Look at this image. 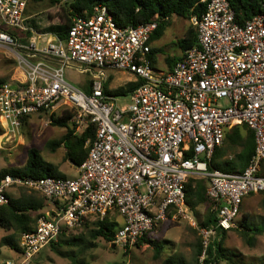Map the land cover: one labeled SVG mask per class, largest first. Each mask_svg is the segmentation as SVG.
<instances>
[{"label":"built area","instance_id":"1","mask_svg":"<svg viewBox=\"0 0 264 264\" xmlns=\"http://www.w3.org/2000/svg\"><path fill=\"white\" fill-rule=\"evenodd\" d=\"M26 6L27 0H0V27L30 30L24 24ZM191 24L196 44L169 72L148 59L156 21L119 28L101 7L89 16L74 14L65 42L56 38L39 46L34 33L23 45L0 30V49L15 54L24 77L0 82V150L20 140L23 119L59 107L73 112L76 132L95 127L73 178H0V208L10 191L19 190L40 194L51 207L32 231L20 235L18 261L3 264H29L65 230L113 212L123 220L115 247L132 248L172 212L197 231L196 264H217L209 259L216 231L236 229L243 200L264 194V9L240 24L227 0H210ZM69 62L91 68L89 92L65 80ZM106 70L126 72L141 83L126 96H110L103 88ZM236 125H245L254 137L248 165L239 174L209 170L225 130ZM190 178L208 182L213 226L187 214Z\"/></svg>","mask_w":264,"mask_h":264},{"label":"trees","instance_id":"2","mask_svg":"<svg viewBox=\"0 0 264 264\" xmlns=\"http://www.w3.org/2000/svg\"><path fill=\"white\" fill-rule=\"evenodd\" d=\"M33 3L46 2L49 7H58L55 13V18L58 24L52 29L56 32L58 38L64 41L68 34V29L72 23L74 14L91 15L94 7L105 8L112 16L115 24L119 28L138 27L148 24L152 21L158 23L157 29L151 35L149 44L158 39L163 31L170 25L172 18L191 21L192 18L199 19L205 12L207 3L210 0H29ZM231 10L234 13L235 19L240 24L250 20L255 15L263 12L264 0H227ZM26 11V9H25ZM33 29L37 28L34 21L30 22ZM0 30L8 33L22 44H28L31 38V32L28 30L22 32L10 28L0 27ZM196 44V30L190 23L184 35L177 40L176 47L181 51L180 56L166 57V71H170L176 62L180 61L185 51L192 48ZM158 51H161L159 49ZM154 49H150L148 55L149 61L154 65L156 63ZM4 80H0L2 82ZM109 81V80H108ZM108 81L104 82V92L110 96H126L133 91L140 83L128 84L124 88L116 90L108 89ZM73 112L68 109L62 111L59 117H51V126L64 129L63 136L58 140H53L48 144L51 152H55L59 148L65 151V160L75 168L79 167L88 154V146L94 140L95 127L89 124L83 131L76 132L74 125L71 123ZM28 118L23 119L21 129H23ZM1 133V128H0ZM254 137L252 132L245 126H234L231 129L225 130V138L223 146L216 149L212 160L209 162V170L219 169L222 164H216V160L224 157L227 154H233V161H225L224 165L231 166V169L238 168L243 170L249 163L250 158L254 153ZM5 175H19L33 178H60L66 179V175L61 173L58 167L49 161H46L37 149H29L27 161L22 168H4L0 170V178ZM208 182L205 179L190 178L185 186L186 188V204L189 208L194 209L199 205H208L209 211L204 220L198 224L202 226H213L216 223V212L212 209V203L208 199L207 191ZM19 197H9L8 204L0 208V227L7 232H11L10 236L3 237L0 240V248L8 247L16 254L21 252L18 244L17 236L24 232L32 231L36 226V221L43 212V204L32 195L33 192L19 190ZM253 196V195H251ZM263 197L264 194H260ZM43 198V197H42ZM46 202L47 200L43 198ZM43 212V213H42ZM36 214V215H34ZM118 216V213H116ZM169 214H167L168 216ZM91 230L87 234V247L89 250L94 249L96 241L102 240L110 245H113L114 235L118 229V224L114 219L107 214L102 220H96L91 223ZM89 222L82 226L86 232L89 227ZM239 233L245 242L251 246V234H259L262 229L259 227H251L243 220L240 223ZM234 231H238L235 229ZM66 230L58 236L59 242H52L48 246L56 254L63 256L58 248L61 244L69 248L76 247L77 239L84 243V234L74 236L72 240L66 238ZM152 232V231H151ZM150 233V232H149ZM226 232L217 230L210 249L209 259L217 262L226 260L225 249L223 248V240ZM148 241V234L140 238L133 247H140ZM114 246V245H113ZM115 247V246H114ZM129 250V249H128ZM200 243L196 246V256L194 264L197 263V257L200 253ZM165 264H184L173 263L171 260H166Z\"/></svg>","mask_w":264,"mask_h":264},{"label":"rangeland","instance_id":"3","mask_svg":"<svg viewBox=\"0 0 264 264\" xmlns=\"http://www.w3.org/2000/svg\"><path fill=\"white\" fill-rule=\"evenodd\" d=\"M57 11V6L49 7L46 2L33 3L27 0L24 24L27 28H32L30 22L34 21L37 31L52 30L51 27L58 24V20L54 17ZM190 23L191 21L172 18L170 25L161 36L152 41L150 46L156 51L154 53L156 59L154 67L157 70L166 71L167 66L164 62L166 57L181 55V51L176 47V42L184 35ZM159 49L161 51H158ZM14 58L13 52L0 49V80L12 83H19L22 80V73ZM105 75L112 78L109 84L110 89L125 87L126 76L122 72L106 70ZM91 76V68L86 66L69 62L64 67L65 80L82 91H84ZM222 105L226 106L227 102L223 101ZM61 114L62 109L53 113H42L29 117L21 129L20 140L15 146L0 150V170L22 168L27 161L28 150L34 148L40 152L46 161L56 165L67 178H73L76 175V168L65 160L64 149L59 148L55 152H51L48 146L53 140L60 139L65 132L64 129L50 124L52 116L59 117ZM230 155L233 154L230 153ZM10 194L19 197L17 192L11 191ZM32 195L36 196L38 202L43 204V212L51 209L40 194ZM208 211V205H199L194 209L190 208L187 214L195 222H199L204 220ZM110 217L117 224L122 223V218L116 216L115 212L111 213ZM243 220L251 227L262 229L259 234L250 233L251 246L245 242L239 233L241 230L240 223ZM92 222L94 221H89L90 226L86 232L82 228L65 232L66 238L69 240L81 233L84 234L83 239L86 240L84 243L77 239L74 242L77 246L72 248L61 244L58 251L63 256L56 254L47 246L29 264H165L166 260H171L173 263L194 264L196 246L199 243L197 231L189 225L188 221L173 214L166 215L165 220L159 222L152 232L148 233V241L145 244L140 247H132L129 250H122L118 247L112 248L113 245L102 240L96 241L94 249L84 250L87 247V232L91 230ZM235 223L238 231H234V229L226 232L222 244L226 251V260L219 262V264H264V205L263 197L260 194L248 196L243 200L240 215L236 218ZM10 235L11 232L0 227V240ZM19 239L20 236H17L18 242ZM59 241L60 239L56 240V242ZM18 259V255L8 247L0 248V264L6 261L15 262Z\"/></svg>","mask_w":264,"mask_h":264},{"label":"crops","instance_id":"4","mask_svg":"<svg viewBox=\"0 0 264 264\" xmlns=\"http://www.w3.org/2000/svg\"><path fill=\"white\" fill-rule=\"evenodd\" d=\"M28 19H29V17H28ZM55 26H53V27H51V28H54ZM30 30V32H31V37L33 36V34L35 33L36 34V37H37V44L39 45V46H43L44 44H46V42L47 41H49V40H53V39H56V38H58V36H57V34H56V32L55 31H53V30H51V29H48V31H44V32H39V31H37V28H35V29H32V28H29ZM30 40H31V38H30ZM30 40H29V42H30ZM19 43H21V42H19ZM22 44V43H21ZM23 45H26V44H23ZM4 50V49H3ZM7 51V50H6ZM13 55V54H12ZM14 60H15V58H14ZM121 72V71H120ZM125 76H126V83H125V87L128 85V84H133V83H136V81H137V79L133 76V75H131V74H128V73H126V72H122ZM24 80V77H23V75H22V80H20V82H22ZM90 80V79H89ZM106 80L108 81V89L109 90H116V89H110L109 88V84H110V82H111V80H112V78L111 77H108V76H106ZM2 82H8V81H2ZM120 88H124V87H120ZM89 81H88V84H87V86L84 88V91L83 92H89ZM118 89V88H117ZM62 109V111L63 110H65L66 108L65 107H59L57 110L59 111V110H61ZM56 110V111H57ZM55 111V112H56ZM236 126H240V125H236ZM231 129V128H230ZM78 133V132H77ZM221 148V147H220ZM220 148H218V149H220ZM217 149V150H218ZM233 155H230V154H227V155H225L224 157H222V158H220V159H218V160H216V164H222L221 166V168H219V169H214V170H218V171H221V172H223V173H230V174H239V173H241L243 170H240V169H238V168H235V169H231V166H226V165H224V163H225V161H233ZM212 160V159H211ZM11 192V191H10ZM14 192H16V191H14ZM18 193V192H17ZM28 193V192H27ZM19 194V193H18ZM37 194V193H36ZM9 196L10 197H12V198H16L15 196H12L10 193H9ZM35 198H36V196H35ZM48 203V202H47ZM49 205V204H48ZM50 207V206H49ZM51 208V207H50ZM169 214H172V212H170ZM118 217H120V216H118ZM122 223H123V220H122ZM122 223L121 224H118V226L120 227L121 225H122ZM18 255V254H17ZM19 257V256H18ZM18 260H16L15 262H17Z\"/></svg>","mask_w":264,"mask_h":264},{"label":"water","instance_id":"5","mask_svg":"<svg viewBox=\"0 0 264 264\" xmlns=\"http://www.w3.org/2000/svg\"><path fill=\"white\" fill-rule=\"evenodd\" d=\"M112 248H114V246H112Z\"/></svg>","mask_w":264,"mask_h":264}]
</instances>
